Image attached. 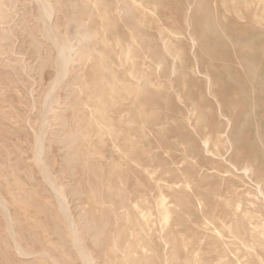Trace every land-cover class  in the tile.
<instances>
[{"label":"rangeland","instance_id":"374dc122","mask_svg":"<svg viewBox=\"0 0 264 264\" xmlns=\"http://www.w3.org/2000/svg\"><path fill=\"white\" fill-rule=\"evenodd\" d=\"M41 1L0 0V198L8 204L18 243L36 254L46 252L32 264H85L82 250L94 264H264V0H136L137 8L147 11L144 24L131 0H121L125 5L119 0H44L54 11L51 24L41 16ZM61 44L77 46L66 72L59 67ZM98 77L115 90L106 85L108 91L100 90ZM51 182L66 197L67 213ZM153 183L157 191L151 190ZM193 183L197 193L191 190L195 185L188 188ZM160 194L167 203L166 220L157 204ZM197 199H212L213 205L202 201L199 206ZM219 200L226 208H216ZM189 215L196 217L197 225L191 221L198 228L190 225ZM239 221L245 228L235 226ZM208 223L209 231L217 228L221 237L203 232ZM192 225L197 234L203 230L200 236ZM232 225L239 230L230 231ZM172 229L185 231V238L179 236L185 247ZM21 260L0 208V264L28 262Z\"/></svg>","mask_w":264,"mask_h":264},{"label":"bare ground","instance_id":"6f19581e","mask_svg":"<svg viewBox=\"0 0 264 264\" xmlns=\"http://www.w3.org/2000/svg\"><path fill=\"white\" fill-rule=\"evenodd\" d=\"M45 1L47 2V0H45ZM45 1H44V0L41 1V8H40V9H41V16H42V18H43V17L46 18L47 21H48V20L50 21V20L53 18V16H54V11H53L52 8L50 7V4L48 5ZM76 1H77V0H76ZM87 1H88V0H87ZM89 1H90V0H89ZM92 1H93V0H92ZM96 1H97V0H95L94 2H96ZM115 1H116V0H115ZM117 1H118V0H117ZM120 1H121V0H119V4H122V3L124 2V1H121V3H120ZM125 1H127V0H125ZM128 1H129V0H128ZM236 1H237V0H236ZM52 2H54V1H52ZM83 2H84V1H83ZM94 2H93V3H94ZM225 2H226V1H224V3H225ZM48 3H49V2H48ZM54 3H55V2H54ZM85 3H86V0H85ZM90 3H91V2H90ZM129 3L132 4V6H133V7L135 8V10L137 11V13L139 12V15H138V21H139V22H143V24H144V21H145V14H146V12H147L146 9L144 8V6H143V7H139V6H138V8H137V1H136V0H131ZM117 4H118V3H117ZM123 4L125 5V2H124ZM38 5H39V4H38ZM81 5H83V4H81ZM87 5H89V4H87ZM91 5H92V4H91ZM128 5H129V4H128ZM139 5H140V4H139ZM84 6H86V5H84ZM93 6L96 7V5H93ZM120 6H121V8H123V5H120ZM132 6H131V7H132ZM222 6H223V4H222ZM55 7H56V6H55ZM90 7L92 8V6H90ZM117 7H118V6H117ZM117 7H116V8H117ZM93 8H94V7H93ZM124 8H125V7H124ZM95 9H97V8H94V10H95ZM118 9H119V8H118ZM131 9H132V8H131ZM238 9H239V8H238ZM92 10H93V9H92ZM97 10H98V9H97ZM97 10H96V11H97ZM124 10H125V9H124ZM149 10H150V9H149ZM230 10H231V9H230ZM122 11H123V10H122ZM151 11H152V9H151ZM156 11H158V9H157ZM232 11H233V10H232ZM92 12H93V11H92ZM92 12H91V16H92ZM123 12H126V11H123ZM123 12H122V13H123ZM131 12H133V14H134V11H133V10H131ZM148 12H149V11H148ZM120 13H121V12H120ZM122 13H121V14H122ZM126 13H127V12H126ZM155 13H156V12H155ZM227 13H228V12H227ZM133 14H132V15H133ZM156 14H157V13H156ZM122 15H123V14H122ZM157 15H158V14H157ZM158 16H159V15H158ZM160 16H161V15H160ZM235 16H236V15H235ZM57 17H59V16H57ZM57 17H55V18H57ZM134 17H135V16H134ZM238 17H240V16H238ZM149 18H150V16H149ZM152 18H153V17H152ZM168 18H169V17H168ZM157 19H158V17H157ZM151 20H152V19H151ZM151 20H149V21H151ZM56 21H57V19H56ZM169 21H170V19H169ZM261 22H262V21H261ZM53 23H54V21H53ZM55 23H56V22H55ZM55 23H54V24H55ZM135 23H136V22H135ZM135 23H134V24H135ZM160 23H161V22H160ZM46 24H47V23H46ZM50 24H51V21H50ZM136 24H137V23H136ZM136 24H135V26H137ZM138 24H140V23H138ZM147 24H148V23H147ZM149 24H150V23H149ZM151 24H152V22H151ZM163 24H164V23H163ZM57 25H58V24H57ZM141 25H142V24H141ZM154 25H155V24H154ZM159 25H160V24H159ZM168 25H169V24H168ZM138 26H139V25H138ZM150 26H151V25H150ZM169 26H170V25H169ZM45 27H46V26H45ZM144 27H145V26H144ZM147 27H148V26H147ZM140 28H141V27H140ZM167 29H168V28H167ZM56 30H57V29H56ZM168 30H169V29H168ZM171 31H174V28H173V30H171ZM166 33H167V32H166ZM178 33H179V32H178ZM133 34H134V33H133ZM50 35H51V34H50ZM50 35H49V36H50ZM104 35H105V34H104ZM175 35H176V34H175ZM179 35H180V34H179ZM124 36H125V35H124ZM176 36H177V35H176ZM176 36H174V37H176ZM180 36H181V35H180ZM126 37H127V36H126ZM166 37H167V36H166ZM53 38H54V37H53ZM121 38H122V37H121ZM135 38H136V37H135ZM176 38H177V37H176ZM179 38H180V37H179ZM122 40H123V38H122ZM170 40H171V39H170ZM118 41H119V39H118ZM123 41H124V40H123ZM123 41H122V43H123ZM192 41H193V39H192ZM125 42H127V41H125ZM57 43H58V42H57ZM115 43H116V41L114 42L113 45H115ZM122 43H120V44H122ZM65 44H67V41H66ZM72 44H73V43H72ZM88 44H89V43H88ZM120 44H118V45H120ZM163 44H164V43H163ZM0 45H1V44H0ZM67 45H68V44H67ZM123 45H124V43H123ZM69 46H70V45H69ZM82 46H83V45H82ZM127 46H128V45H127ZM168 46H169V49H171V48H173L174 44L171 42L170 44H168ZM52 47H54V46H52ZM76 47H77L76 45H73V46H70V47H66V46H64L63 44L58 45V50H57V52L59 53V56H60V59H61V64H60V63H59V64L62 66V67H61V66H59V67H60V68H63V72H66V70L68 69V65L72 62V60H73V55H74V52H75ZM119 47H120V46H119ZM164 47H166V46H164ZM194 47H195V46H194ZM122 48H123V47H122ZM126 48H128V47H126ZM126 48H125V49H126ZM125 49H124V50H125ZM166 49H167V47H166ZM40 50H42V49H40ZM135 50H136V49H135ZM129 51H131V50H129ZM126 52H127V51H126ZM126 52H125V53H126ZM133 55H134V53H133ZM59 56H58V57H59ZM94 56H95V55H94ZM122 56H123V55H122ZM177 56H178V57H181L180 54H177ZM183 56H184V55H183ZM97 57H99V56H97ZM97 57H96V58H97ZM133 57H134V56H133ZM169 57H170V56H169ZM87 58H89V57H87ZM87 58H86V59H87ZM99 58H100V57H99ZM137 58H138V57H137ZM90 59H94V58H90ZM100 59H102V58H100ZM122 59H123V58H122ZM144 59H145V58H144ZM120 60H121V59H120ZM133 60H134V59H133ZM57 61H58V60H57ZM91 61H92V60H91ZM142 61H143V60H142ZM89 62H90V61H89ZM136 62H137V61H136ZM140 62H141V61H140ZM91 63H92V62H91ZM91 63H90V64H91ZM149 63H150V62H149ZM92 64L94 65V63H92ZM120 64H121V63H120ZM125 64H126V63H125ZM183 64H184V63H183ZM86 65H87V63H86ZM93 65H89V66H93ZM101 65H102V62H101ZM186 65H187V63H186ZM87 66H88V65H87ZM89 66H88V67H89ZM94 66H95V65H94ZM186 67H187V66H186ZM102 68H103V67H102ZM128 68H129V67H128ZM84 69H85V68H83V70H84ZM97 69H98V68H97ZM97 69H96V70H97ZM103 69H104V68H103ZM144 69H145V68H144ZM149 69H150V68H149ZM83 70H82V71H83ZM86 70H87V69H85V71H86ZM99 70H100V69H99ZM118 70H119V69H118ZM135 70L138 72L137 69H135ZM88 71L90 72V70H88ZM94 71H95V69H94ZM94 71H93V72H94ZM104 71H105V70H104ZM132 71H133V69H132ZM136 71H135V72H136ZM60 72H61V71H60ZM100 72H101V75L104 74V73H102L101 70H100ZM106 72L108 73L107 70H106ZM106 72H105V74H106ZM190 72H191V71H190ZM84 73H85V72H84ZM87 73H88V72H87ZM109 73H110V72H109ZM178 73H179V72H178ZM191 73H192V72H191ZM59 74H60V73H59ZM90 74H91V72H90ZM98 74H100V73H98ZM105 74H104V75H105ZM138 74H139V73H138ZM81 75H82V74H81ZM81 75H79L80 78H81ZM83 75H84V74H83ZM86 75H87V74H86ZM109 75L112 76L111 73H110ZM115 75H117V74H115ZM115 75H113V76L115 77ZM152 75H153V74H152ZM208 75H209V74H208ZM208 75H206V76H208ZM88 76H89V75H88ZM105 76H107V75H105ZM110 76H108V77H110ZM113 76H112V77H113ZM138 76H139V75H138ZM178 76H179V75H178ZM60 77H61V75H60ZM62 77H63V76H62ZM84 77H85V76H84ZM100 77H101V76H100ZM112 77H110V78H112ZM114 77H113V78H114ZM116 77H117V76H116ZM130 77H131V76H130ZM133 77H134V76H133ZM135 77H136V73H135ZM154 77H156V74L154 75ZM192 77H193V76L191 75V78H192ZM76 78H77V77H76ZM80 78H79V79H80ZM87 78L89 79V77H87ZM101 78H102V77H101ZM105 78H107V77H105ZM113 78H112V79H113ZM140 78H141V76H140ZM194 78H195V76H194ZM61 79H62V78H61ZM90 79H91V77H90ZM99 79H100V78L98 77V80H99ZM107 79H109V78H107ZM107 79H105V80H107ZM115 79H116V78H115ZM136 79H137V77H136ZM141 79L144 81V78H141ZM153 79H154V78H152V80H153ZM189 79H190V78H189ZM189 79H188V80H189ZM80 80H81V79H80ZM80 80H79V81H80ZM96 80H97V79H96ZM96 80H95V82L97 83L98 80H97V81H96ZM142 80L139 79V81H141V82H142ZM146 80H147V79H146ZM150 80H151V79H149L148 83H151ZM89 81H90V80H89ZM89 81H88V82H89ZM100 81H101V79H100ZM102 81H104V78L102 79ZM102 81H101V83H102ZM110 81H111V83H114V82H112V80H110V79L108 80L107 83H110ZM190 81H191V80H190ZM190 81H189V83H190ZM61 82H62V81H60V83H61ZM90 82H91V81H90ZM105 82H106V81H105ZM141 82H140V83H141ZM145 82H146V81H145ZM152 82H153V81H152ZM155 82H156V81H155ZM155 82H154V83H155ZM185 82L188 83V81H185ZM191 83H192V82H191ZM191 83H190V84H191ZM196 83H197V82H196ZM196 83H195V84H196ZM61 84H62V83H61ZM78 84H79V83H77L76 86H78ZM91 84H92V83H91ZM98 84L100 85V82H99ZM102 84H103V83H102ZM115 84H116V83H115ZM162 84H163V83H162ZM193 84H194V82H193ZM86 85H87V84H86ZM105 85H106L105 83L103 84V86L101 85V86L104 87L105 89H104V88H101V87H99V86H98V88H99L100 90L103 89L104 91H106L107 88L105 87ZM113 85H114V84H113ZM113 85H112V84H111V85L108 84V85H106V86H108V87L111 86V87H110V90L112 91V89L115 90V89L113 88V87H114ZM150 85H151V87H152V86H153V83H151ZM184 85H185V84H184ZM56 87H57V85H56ZM81 87H82V86H81ZM88 87H89V86H88ZM90 87H91V86H90ZM153 87H154V86H153ZM153 87H152V88H153ZM98 88H95V89H98ZM111 88H112V89H111ZM156 88H157V87H156ZM163 88H164V87H163ZM184 88H185V87H184ZM93 89H94V88H93ZM99 89H98V90H99ZM158 89H159V88H158ZM164 89H165V88H164ZM88 90H89V89H88ZM90 90H92V89H90ZM108 90H109V89H107V91H108ZM165 90H166V89H165ZM76 91H77V90H76ZM93 91H94V90H92V92H93ZM127 91H128V90H127ZM155 91H156V90H155ZM183 91H184V90H183ZM86 92H87V91H86ZM90 92H91V91H90ZM96 92H98V91H96ZM100 92H101V91H100ZM185 92H186V89H185ZM52 93H53V92H52ZM54 93H55V92H54ZM108 93H109V92H108ZM113 93L115 94V92H113ZM165 93H166V92H165ZM94 94H95V93H94ZM102 94H103V93H102ZM104 94L107 95L106 92H104ZM104 94H103V96H104ZM120 94H121V93H120ZM161 94H162V93H161ZM76 95L78 96V92H77ZM95 95H96V94H95ZM95 95H94V96H95ZM97 95H98V93H97ZM108 95H109V94H108ZM124 95H125V94H124ZM98 96H99V95H98ZM114 96H115V95H114ZM125 96H126V95H125ZM125 96H123V97H124L123 99L126 98ZM90 97H91V96H90ZM92 97H93V95H92ZM104 97H105V96H104ZM99 98H100V96H99ZM116 98H117V97H116ZM120 98H121V96H120ZM107 99H108V98H107ZM107 99H106V100H107ZM102 100L104 101L105 99L102 98L100 101L102 102ZM126 100H127V99H126ZM126 100H125V101H126ZM98 101H99V99H98ZM104 102H105V101H104ZM102 103H103V102H102ZM124 103H125V102H124ZM105 104H106V102H105L104 104H102V105L105 106V107L107 108V106H106ZM122 105H124V104H122ZM191 105H192V104H191ZM89 106H90V105H89ZM115 106H116V105H115ZM116 107H119V105L116 106ZM120 107H121V106H120ZM108 108H109V106H108ZM108 108H107V109H108ZM124 108H125V107H124ZM118 109L120 110V108H118ZM193 109H194V108H193ZM108 110H109V109H108ZM116 110H117V108H116ZM116 110H115V111H116ZM92 112H93V111H92ZM95 112H96V111H95ZM112 112H114V111L112 110ZM47 113H48V112H47ZM47 113H45V114H47ZM68 113H69V112H68ZM93 113H94V112H93ZM109 113H110V111H109ZM113 114H114V113H113ZM191 114H192V113H191ZM47 115H48V114H47ZM65 115H66V114H65ZM114 115L116 116V113H115ZM192 115H193V114H192ZM119 116H120V115H119ZM126 116H127V115H126ZM126 116H125V118H126ZM52 117H54V116H52ZM196 117H197V115H196ZM45 118H46V117H45ZM70 118H71V117H69V119H70ZM116 118H117V117H116ZM197 118H198V117H197ZM54 119H55V117H54ZM54 119H53V120H54ZM93 119H95V118H93ZM198 119H199V118H198ZM45 120H46V119H45ZM50 120H51V119H50ZM50 120H49V121H50ZM63 120H64V119H63ZM102 120H103V119H102ZM105 120H106V118H105ZM120 120H121V119H120ZM199 120H200V119H199ZM225 120H226V119H225ZM43 121H44V120H43ZM65 121H66V119H65ZM197 121H198V120H197ZM106 122H107V120H106ZM121 122H122V121H121ZM129 122H130V121H129ZM129 122H128V124H132V123H133V122H131V123H129ZM0 123H1V122H0ZM47 123H48V121H44V124H43V125H46ZM65 123H68V122H65ZM98 123H99V122H98ZM124 123L127 124V122H124ZM195 123H197V122H195ZM198 123H199V121H198ZM205 123H206V122H205ZM1 124H2V123H1ZM69 124L71 125L70 122H69ZM73 124H74V123H73ZM113 124H114V123H113ZM117 124H118V123H117ZM199 124H200V123H199ZM199 124H198V125H199ZM6 125H7V124H6ZM74 125H75V124H74ZM90 125H91V124H90ZM92 125H93V124H92ZM94 125H95V124H94ZM94 125H93V128H94ZM100 125H101V124H100ZM108 125H109V124H108ZM41 126H42V125H41ZM67 126H69V125H67ZM81 126H82V125H81ZM87 126H88V125H87ZM97 126H98V125H97ZM102 126H103V125H102ZM102 126H101V127H102ZM111 126H113V125H111ZM130 126H133V124L130 125ZM142 126H143V125H142ZM7 127H9V125H8ZM11 127H12V126H11ZM73 127H74V126H72V128H73ZM77 127H78V125H77ZM128 127H129V125H128ZM134 127H135V126H134ZM202 127H203V126H202ZM44 128H46V127H44ZM47 128H48V127H47ZM67 128H68V127H67ZM67 128H66V129H67ZM72 128H71V129H72ZM81 128H82V127H81ZM81 128H80V130H81ZM89 128H90V127H88V129H89ZM145 128H146V126H145ZM195 128H197V127H195ZM199 128H200V127H199ZM40 129H43V128H40ZM94 129H95V128H94ZM110 129L112 130V128H110ZM135 129H136V128H135ZM72 130H73V129H72ZM83 130H84V126H83ZM86 130H87V129H86ZM91 130H92V129H91ZM100 130H101V129H100ZM104 130H105V129H104ZM106 130H107V128H106ZM124 130H125V129H124ZM128 130H129V129H128ZM131 130H133V129H131ZM146 130H147V128H146ZM157 130H158V129H157ZM66 131H67V130H65L64 133H66ZM92 131H94V130H92ZM102 131H103V130H102ZM108 131H109V130H108ZM142 131H143V130H142ZM61 132H62V131H61ZM68 132L70 133L71 130H70V131H67V133H68ZM72 132H74V131H72ZM105 132H107V131H105ZM109 132H110V131H109ZM109 132H108V134H109ZM113 132H114V131H113ZM76 133H78V131H77ZM132 133H133V135L136 134V133L134 134V132L131 131V134H132ZM155 133H156V132H155ZM62 134H63V133H62ZM74 134H75V133H74ZM80 134H81V133H80ZM100 134H101V133H100ZM160 134H162V133H160ZM160 134H159V136H161ZM39 135H40V134H39ZM63 135H64V134H63ZM96 135H97V134H96ZM98 135H99V134H98ZM156 135H157V133H156ZM65 136H67V135H65ZM69 136H70V135H69ZM71 136H72V135H71ZM94 136H95V135H94ZM139 136H140V135H139ZM159 136H158V137H159ZM57 137H58V136H57ZM74 137H75V136H74ZM109 137H110V134H109ZM76 138H77V137H76ZM93 138H94V137H93ZM138 138H140V137H138ZM159 138H160V137H159ZM164 138H165V137H164ZM164 138H163L162 140H164ZM38 139H39V137H38ZM59 139H61V141H62V137L59 138ZM140 139H142V138H140ZM36 140H37V139H36ZM36 140H35V142H36ZM73 140H75V139L73 138ZM11 141H12V140H11ZM77 141H78V139H77ZM77 141H76V143L79 142V141H78V142H77ZM115 141H119L118 138H117V140H115ZM215 141H216V140H215ZM163 142H164V141H163ZM217 142H218V137H217ZM219 142H220V141H219ZM36 143H38V141H37ZM79 143H80V142H79ZM79 143H78V144H79ZM205 143H206V141H205ZM89 144H90V143H89ZM114 144H115V143H114ZM120 144H121V143H120ZM207 144H208V143H207ZM215 144H216V143H215ZM218 145H219V144H218ZM218 145H214V146H217V147H218ZM34 146H35V144H34ZM80 146L82 147L81 144L79 145V147H78V146H77V147L80 148ZM90 146H91V145H90ZM118 146H119V145H118ZM74 147H75V146H74ZM74 147H73V149H74ZM36 148H37V147H36ZM87 148H88V147H87ZM129 148H130V147H129ZM229 148H230V147H229ZM33 149H34V148H33ZM76 149H77V148H76ZM85 149H86V148H85ZM210 149H211V148H210ZM213 149H214V148H213ZM38 150H39V152H37ZM38 150L36 151V154H37V156H36V160L40 163V162H42V160H41L42 158H41V157H42V150H43V145H42L41 140H40V143H39V148H38ZM65 150H66V149H65ZM79 150H83V149H79ZM218 150H219V148H218ZM220 150H221V149H220ZM46 151H47V149H46ZM71 151H72V150H71ZM73 151L76 152L75 150H73ZM77 151H78V150H77ZM121 151H122V150H121ZM128 151H129V150H128ZM132 151H133V150H132ZM34 152H35V151H34ZM80 152H81V151H80ZM135 152H136V151H135ZM135 152H134L133 154H135ZM218 152H219V151H218ZM78 153H79V152H78ZM78 153L76 152V154H78ZM166 153H167V152H166ZM215 153H217V152L214 151V154H215ZM15 154H16V153H15ZM71 154H72V155H71ZM71 154H69V155H70V156L75 155V153L73 154L72 152H71ZM81 154H82V152H81ZM209 154H210V153H209ZM206 155H207V154H206ZM217 155H218V154H217ZM25 156H26V155H25ZM83 156H84V155H83ZM83 156H82V158H83V159L86 158L85 160L87 161V157L84 158ZM86 156H87V155H86ZM129 156H130V155H129ZM26 157H27V156H26ZM32 157H33V156H32ZM80 157H81V156L79 155V158H80ZM20 158H21V157H20ZM73 158H74V157H73ZM79 158H78V159H79ZM82 158H81V160H82ZM88 158H89V157H88ZM126 158H128V157H126ZM129 158H130V157H129ZM32 159H34V158H32ZM65 159H66V158H65ZM67 159L70 160V159H72V158H71V157L69 158V156H68ZM78 159H77V160H78ZM90 159H91V158H90ZM130 159H131V158H130ZM1 160H2V159H1ZM26 160H27V159H26ZM79 160H80V159H79ZM88 160H89V159H88ZM132 160H134V159H132ZM138 160H139V159H138ZM223 160H224V159H223ZM83 161H84V160H83ZM83 161H80V162L82 163ZM86 161L83 162V164L86 163ZM121 161H122V160H121ZM135 161H136V159H135ZM119 162H120V161H119ZM125 162H126V161H125ZM129 162H130V161H128L127 164H128ZM131 162H132V161H131ZM137 162L139 163L140 161H137ZM145 162H146V161H145ZM145 162H144V163H145ZM147 162H150V161H147ZM120 163H121V162H120ZM140 163H141V162H140ZM73 164H74V163H73ZM79 164H80V163H79ZM79 164H78V166H80ZM146 164H147V163H146ZM1 165H2V163H1ZM75 165H76V164H75ZM81 165H82V164H81ZM125 165H126V164H125ZM128 165H129V164H128ZM147 165L150 166V164H147ZM42 166H43V165H42ZM76 166H77V165H76ZM145 166H146V165H145ZM145 166H144L143 168H145ZM129 167H130V166H129ZM134 168H135V167H134ZM138 168H139V167H138ZM138 168H136V170H134V171H138V170H139ZM146 168H148V166H147ZM149 168H151V167H149ZM149 168H148V169H149ZM132 169H133V168H132ZM132 169L130 168L129 170H132ZM137 169H138V170H137ZM141 169H142V168H141ZM151 169H152V168H151ZM157 169H158V168H157ZM0 170H1V169H0ZM18 170H19V169H18ZM18 170H17V171H18ZM42 170H43V169H42ZM152 170L155 171V169H152ZM120 171H121V170H120ZM139 171H140V170H139ZM141 171H142V170H141ZM150 171H151V170H150ZM6 172H8V170H7ZM144 172H145V170L143 171V174H144ZM151 172H152V171H151ZM155 172H156V171H155ZM158 172H159V171H158ZM17 173H18V172H17ZM19 173H20V172H19ZM22 173H23V172H22ZM136 173H137V172H136ZM138 173H139V172H138ZM145 173H146V172H145ZM148 173H149V171H148ZM148 173H146V174H148ZM245 173H247L246 170H245ZM12 174H13V173H12ZM139 174H140V173H139ZM139 174H137V175H139ZM143 174L141 173L140 176L143 177V176H142ZM150 174H151V173H150ZM8 175L11 176L10 174H8ZM21 175H22V174H21ZM21 175H20V176L17 175V176H18V179L21 178ZM46 175H47V174H46ZM114 175H115V174H114ZM148 175H149V174H148ZM155 175H156V174H155ZM6 176H7V175H6ZM11 177H12V179L14 178L13 175H12ZM114 177H115V176H114ZM144 177H146V175H144ZM148 177H149V176H148ZM106 178H107V177H106ZM153 178H154V177H153ZM153 178H152V179H153ZM197 178H198V177H197ZM15 179H16V178H15ZM111 179H112V178H111ZM114 179H115V178H114ZM145 179H146V178H145ZM166 179H167V178H166ZM10 180H11V179H10ZM146 180L148 181L149 179H146ZM153 181H154V179H153ZM160 181H161V180H160ZM5 182H6V181H5ZM106 182H107V180H106ZM148 182H149V181H148ZM151 182H152V181H151ZM156 182H157V181H156ZM182 182H183V181H182ZM199 182H200V181H199ZM10 183H13V182L11 181ZM118 183H119V182H118ZM154 183H155V182H154ZM154 183H153V184H154ZM176 183H178V182H176ZM160 184H161V182H160ZM180 184H181V183H180ZM180 184H178V187H179V188H180ZM189 184H190V183H189ZM197 184H198V183H197ZM12 185H14V184H12ZM51 185H52L53 189L57 192L58 202H59V206H60L61 211H63L64 213H67V212H68V209H70V208H69V204H68V201H67L66 197L61 193V189H60V187L56 186L53 182H51ZM154 185H155V184H154ZM162 185H165V184H162ZM167 185H168V184H167ZM181 185H182V184H181ZM184 185H185V184H184ZM184 185H183V186H184ZM193 185H195V186H193ZM27 186H28V185H27ZM87 186H88V185H87ZM121 186H122V185H121ZM157 186H158V185H157ZM157 186L155 185L154 189H151V190H152V191L155 190ZM176 186H177V185H176ZM183 186H181L182 189H183ZM191 186H193V188L191 189V190H193L194 187H196V184L193 183V184L190 185V187H188V188L190 189ZM212 186H213V185H212ZM10 187H11V186H10ZM166 187H167V186H165V188H166ZM168 187H170V186H168ZM168 187H167V189H168ZM200 187H202V186H200ZM11 188H12V187H11ZM165 188H164V189H165ZM185 188H187V185H186ZM185 188H184V190H185ZM210 188H211V187H210ZM258 188H259V187H258ZM105 189H106V188H105ZM162 189H163V187H162ZM162 189H161V190H162ZM195 189H196V188H195ZM206 189H207V188H206ZM118 190H119V189H118ZM157 190H158V189H156V191H157ZM159 190H160V189H159ZM171 190H172V189H171ZM200 190H201V188H200ZM259 190H260V189H259ZM124 191H125V190H124ZM156 191H155V192H156ZM162 191H163V190H162ZM180 191H181V190H180ZM186 191H187V189H186ZM188 191H189V190H188ZM193 191H194V190H193ZM195 191H196V190H195ZM195 191H194V193H195ZM198 191H199V190H198ZM207 191H209V189H208ZM22 192H23V191H22ZM90 192H92V191H90ZM104 192H105V191H104ZM118 192H119V191H118ZM199 192H200V191H199ZM201 192H202V193L205 192L204 189H203V187H202V191H201ZM209 192H211V191H209ZM7 193H8V192H7ZM156 193H157V192H156ZM159 193H160V192H159ZM159 193H158V194H159ZM196 193H197V191H196ZM207 193H208V192H207ZM230 193H231V191H230ZM260 193H261V192H260ZM158 194H156V195L158 196ZM162 194H163V193H162ZM162 194H160V196H161ZM165 194H166V193H164L163 195H165ZM237 194H241V193H237ZM258 194H259V193H258ZM262 194H263V193H262ZM205 195H206V194H205ZM231 195H232V194H231ZM221 196H222V195H221ZM227 196H228V195H227ZM229 196H230V195H229ZM246 196H247V195H246ZM261 196H262V195H261ZM15 197H16V196H15ZM17 197L19 198L20 196H17ZM158 197H159V196H158ZM158 197H156V198H158ZM165 197H166V196H165ZM168 197H169V196H168ZM197 198H201V199H202V197H200V196L197 197ZM206 198H207V197H206ZM209 198H210V197H209ZM209 198H207V199L209 200ZM240 198H241V197H240ZM166 199H167V198H166ZM213 199H214V198H213ZM77 200H78V199H77ZM100 200H101V199H100ZM197 200H198V199H197ZM199 200H200V199H199ZM199 200H198V201H199ZM208 200H206V202L209 203V202H211L212 199H210V201H208ZM244 200H245V199H244ZM23 201H25V200L23 199ZM169 201H170V199H169ZM198 201H197V202H198ZM202 201L205 202V200H201V201H199V204H198L199 206L201 205L200 202H202ZM250 201H252V199H251ZM257 201H258V200H257ZM135 202H136V201H135ZM135 202H132V205H133V203H135ZM148 202H149V201H148ZM167 202H168V201H167ZM206 202H205V203H206ZM216 202H217V203L219 202L218 205L221 204V203H220V200H219V201H216ZM231 202H232V201H231ZM158 203H160V206H162V207L165 209V213H163V214H165V215L162 216V213H160V212H162V209L160 210V212L158 211V209L160 208V206L157 207V208H158L157 211H158V212L161 214V216L165 219V216H168V211H167L168 208L166 207V204H167V203L165 204V199H164V197L161 196V200H160V202H157V204H158ZM170 203L172 204V202H170ZM236 203H237V201H236ZM242 203H243V202H242ZM246 203H247V202H246ZM255 203H257V202H255ZM28 204H29V203H28ZM149 204H150V203H149ZM209 204H212V203H209ZM249 204H250V203H249ZM7 205H8V204L6 203V201L3 200L2 198H0V208H1L4 212H6V214H7V219H8V231H9V233H10V235H11V238H12V241H13V247H14V249H15V252H16V254L19 256V258H21L23 261H25V260L28 261L27 264H32V263L35 262V259H36L37 257L42 256V255L45 254L46 252H42V255H41L40 253L36 254L37 252H33V250L31 251L30 249H26V248L22 247V245H20V244L18 243L19 240L17 239V235H16L15 227H14V225H15L14 223H15V222H14V219H13V217H12V215H11L10 209H9V207H8ZM25 205H26V204H25ZM137 205H138V202H137ZM139 205H140V203H139ZM147 205H148V203H147ZM172 205H173V204H172ZM175 205H176V204H175ZM202 205H203V203H202ZM212 205H213V204H212ZM218 205H217V206H218ZM83 206H84V205H83ZM148 206H149V205H148ZM157 206H158V205H157ZM177 206H178V205H177ZM205 206H207V204H205L204 207H205ZM221 206H223V205L221 204ZM221 206L219 205V207H216V208H218V209H220V208H221V209L226 208V207H221ZM224 206H225V205H224ZM230 206H231V205H230ZM235 206H236V205H235ZM242 206H244V203L241 205V207H242ZM141 207H142V206H141ZM162 207H161V208H162ZM178 207H179V206H178ZM202 207H203V206H202ZM202 207H201V208H202ZM239 207H240V206H239ZM246 207H248V206H246ZM255 207H256V204H255ZM133 208H134V206H133ZM136 208H137V207H136ZM136 208H134V209H136ZM171 208L173 209L174 207L171 206ZM171 208H169V209H171ZM229 208H230V207H229ZM229 208H228V209H229ZM231 208H232V207H231ZM27 209H28V208H27ZM57 209H59V207H58ZM86 209H87V207H86ZM202 209H203V208H202ZM211 209H212V207H211ZM233 209H234V208H232V210H233ZM250 209H252V208H250ZM39 210H40V209H39ZM102 210H103V209H102ZM140 210H144V209H141V208H140V209L137 210V212L140 211ZM174 210H175V208H174ZM174 210H172V211L170 212V215H171V216H172V215L175 216L174 213H176V212H174ZM200 210H201V209H200ZM208 210H209V209H208ZM216 210H217V209H216ZM216 210H214V211H216ZM226 210H227V209H226ZM232 210H231V211H232ZM242 210H243V208H242ZM80 211H81V210H80ZM149 211H150V210H149ZM169 211H170V210H169ZM175 211H176V210H175ZM178 211H179V210H178ZM202 211H203V210H202ZM204 211H205V209H204ZM206 211H207V210H206ZM211 211L213 212V210H211ZM211 211H210V212H211ZM228 211H229V210H228ZM228 211H225V212L228 213ZM246 211H247V209H246ZM250 211H251V210H250ZM126 212H127V211H126ZM140 212H143V211H140ZM172 212H173V214H171ZM182 212H183V211H182ZM102 213H103V212H102ZM138 213H139V212H138ZM147 213H148V212H147ZM222 213H224V212H221V217H222ZM226 213H225V215H224V218H225V216L227 217V214H226ZM140 214H141V213H140ZM145 214H146V213H145ZM187 214H189V213H187ZM213 214H214V213H213ZM229 214H230V213H228V215H229ZM231 214H233V215H232V217H233L234 214H235V213H234V210H233V213H231ZM240 214H241V213H240ZM252 214H253V213H252ZM147 215H148V214H147ZM150 215H151V214H150ZM190 215H191V214H190ZM190 215L188 216V217H189L188 220L190 219L189 222H190L191 220H193V221L195 220V221H194V224L197 223L198 221H197L196 217L193 215V216L195 217V219H193L194 217L191 218ZM210 215H211V213H210ZM236 215H238V217H239V213L236 214ZM71 216H72V215H71ZM71 216H70V217H71ZM123 216H124V215H123ZM145 216H146V215H145ZM218 216H219V215H218ZM241 216H243V215H241ZM241 216H240L239 218H241ZM105 217H106V216H105ZM140 217H141V216H140ZM221 217H220V218H221ZM230 217H231V215H230ZM86 218H87V217H86ZM109 218H110V217H109ZM158 218H159V217H158ZM163 218H162V219L160 218L161 221H165V220H166V219L164 220ZM224 218H222L221 220H226V219H224ZM235 218H236V217L234 216V219H235ZM172 219H173V218H172ZM241 219L243 220L244 217L241 218ZM126 220H127V219H126ZM144 220H145V219H144ZM167 220H168V219H167ZM209 220H210V219H209ZM227 220H228V218H227ZM232 220H233L232 218H231V220L229 219L228 222L226 221V222H227L226 224H228V223L230 224V221H232ZM236 220H237V219H235L234 221H236ZM239 220H240V219H239ZM104 221H106V220L104 219ZM201 221H202V220H201ZM234 221L231 222V223H233V225L235 224ZM240 221H241V220H240ZM240 221H239L238 223H240ZM244 221L248 223L247 220H244ZM167 222H168V221H167ZM207 222H208V221H207ZM213 222H214V221H213ZM222 222H223V221H222ZM245 222H244V224L246 225ZM94 223H95V222H94ZM100 223H101V222H100ZM148 223H149V221H148ZM161 223H162V222H161ZM191 223H192V221L190 222V225H191ZM205 223H206V222H205ZM209 223H211V221H210ZM209 223L206 224V225L208 226V228H205V229H204V226H205V224H204V226H202L204 231H203L202 229H201V230H202L203 232H205V233H208V232H212V233H214V232H218V231H216L217 228H216L215 230L212 229V231H209L210 228H212L211 226H209V225H211V224H209ZM241 223H242V224H241ZM241 223H240V225L238 224L239 226H238L237 223H236L235 226H237V227L242 226V227L245 228V225L243 224V222H241ZM74 224H76V223H74ZM131 224H132V223H131ZM150 224H151V223H150ZM163 224L165 225V222H163ZM170 224H172V223H169V225H170ZM192 224H193V223H192ZM194 224H193V225H194ZM199 224H201V223L199 222ZM199 224H198V226H199ZM40 225H41V224H40ZM104 225H105V224H104ZM154 225H155V224H154ZM193 225H192V227H193ZM195 225H197V224H195ZM195 225H194V226H195ZM201 225H202V224H201ZM233 225H232L233 230H230V231H234V229H235V231H236V230H239V229H236V227L233 226ZM251 225H252V223H251ZM58 226H59V225H58ZM58 226H57V227H58ZM72 226H73V225H72ZM141 226H142V225H141ZM38 227H40V226H38ZM139 227H140V225H139ZM154 227H155V226H154ZM190 227H191V226H190ZM192 227H191V228H192ZM200 227H201V226H200ZM202 227H201V228H202ZM229 227H231V226H229ZM232 227H231V228H232ZM234 227H235V228H234ZM247 227H248V229H249V224H247ZM166 228H167V227H166ZM168 228H170V227H168ZM196 228H198V227L195 226V229H196ZM224 228H225V227H224ZM76 229L78 230V228H76ZM102 229H103V228H102ZM148 229H149V227H148ZM154 229H155V228H153V230H154ZM182 229L185 230V228H182ZM182 229H180V230H182ZM193 229H194V227H193ZM195 229H194V230H195ZM229 229H230V228H229ZM246 229H247V228H246ZM248 229H247V230H248ZM250 229H252V227H251ZM140 230H142V229H140ZM161 230H162V229H161ZM164 230H165V227H164ZM201 230H199V232H202ZM6 231H7V230H6ZM151 231H152V230H151ZM166 231H167V229H166L164 232H166ZM172 231H173V234H177V235H178L177 237H179L180 235H183V236H184L183 233H185V231H184L182 234H181V233H177V232L175 233L173 229H172ZM186 231H187V229H186ZM179 232H181V231H179ZM187 232H188V231H187ZM187 232H186V233H187ZM195 232H196V230L194 231V233H195ZM199 232H198V234H197V233H195V234H196L197 236H198V235L200 236V233H199ZM246 232H250V231H246ZM144 233H145V232H144ZM150 233H151V232H150ZM166 233H167V232H166ZM170 233H171V232H170ZM170 233H169V234H170ZM189 233H190V232H189ZM219 233H220V232H218V234L215 233V235L217 234V236L221 237V236H220L221 234H219ZM2 234H5V233H2ZM171 234H172V233H171ZM190 234H193V233L191 232ZM247 234H249V233H247ZM247 234H246V235H247ZM145 235H146V234H145ZM246 235L244 236V238L246 237ZM258 235H259V234H258ZM2 236H3V235H2ZM23 236H24V235H23ZM33 236H34V235H33ZM139 236H140V235H139ZM139 236H138V237H139ZM169 236H170V235H169ZM183 236H182V237H183ZM194 236H195V235H194ZM131 237H133V236H131ZM171 237H173V235H172ZM190 237H191V236H190ZM203 237H204V236H203ZM205 237H208V236L205 234ZM247 237H249V235H248ZM257 237H259V236H257ZM116 238H117V237H116ZM183 238H185V236H184ZM199 238H200V237H199ZM35 239H36V238H35ZM130 239H131V238H130ZM172 239H173V240L175 239V242H176V240H178V238H176L175 235H174V238H172ZM172 239H171V240H172ZM179 239H181V241L183 240L181 237H179ZM197 239H198V238H197ZM201 239H202V238H201ZM201 239H200V240H201ZM204 239H205V238H204ZM224 239H225V238H224ZM246 239H248V238H246ZM77 240H78V239H77ZM173 240H172V242H173ZM200 240L198 241V240H195V239H194V241H196V242L198 241V243H200V242L202 241V240H201V241H200ZM248 240L250 241V239H248ZM248 240H246V241L248 242ZM61 241H62V240H61ZM183 241L186 242L185 240H183ZM183 241H182V243H184ZM187 241H188V240H187ZM190 241H191V240H190ZM203 241H204V240H203ZM244 241H245V240H244ZM246 241H245V243H247ZM20 242H21V241H20ZM204 242H206V240H205ZM116 243H117V242H116ZM213 243H214V241H213ZM239 243H240V242H239ZM249 243H250V242H249ZM249 243L246 244V246H248ZM119 244L121 245L120 242H119ZM126 244H128V242H127ZM141 244H142V243H141ZM185 244H186V243H184V247H185ZM193 244H194V243H193ZM200 244H201V243H200ZM200 244H196V245H200ZM251 244H253V243H251ZM9 245H10V244H9ZM78 245H79V242L76 241V246H78ZM114 245H115V243H114ZM117 245H118V244H117ZM128 245H129V244H128ZM196 245H194L193 247H196ZM204 245H205V244L203 243V245H202L201 247H203ZM65 246H66V245H65ZM172 246H173V245H172ZM250 246H251V245H250ZM26 247L28 248V246H26ZM107 247H108V246H107ZM118 247H119V246H117V248H118ZM127 247H128V246H127ZM173 247H175V246H173ZM193 247H192V248H193ZM140 248H141V247H140ZM182 248H183V246H182ZM199 248H200V247H199ZM199 248H198V249H199ZM209 248H210V247H209ZM209 248H208V249H209ZM9 249H10V248H9ZM111 249H112V248H111ZM122 249H124V248H122ZM184 249H185V248H184ZM184 249H183V250H184ZM188 249H189V247H188ZM188 249H187V250H188ZM190 249H191V248H190ZM195 249H196V248L191 249V250L194 251ZM198 249H197V250H198ZM244 249H245V248H244ZM247 249H248V247H247ZM252 249H253V248H252ZM118 250H120V249L118 248ZM130 250H131V249H129L128 251H130ZM171 250H172V248H171ZM187 250H186V251H187ZM197 250H195L194 252L196 253ZM202 250H203V249H202ZM248 250H249V249H248ZM9 251H10V250H9ZM38 251H39V250H38ZM65 251H66V250H65ZM198 251H199V250H198ZM66 252H67V251H66ZM134 252H135V251H134ZM143 252H144V251H143ZM170 252H171V251H170ZM177 252H178V251H177ZM250 252H251V250H250ZM253 252H254V251H253ZM13 253H14V252H13ZM119 253H120V252H119ZM135 253H136V252H135ZM187 253H188V251H187ZM200 253H201V252H200ZM200 253L197 252V255L200 254ZM245 253H246V252H245ZM251 253H252V252H251ZM130 254H131V253H130ZM175 254H176V253H175ZM191 254H192V253H190V255H191ZM193 254H194V253H193ZM193 254H192V255H193ZM252 254H253V253H252ZM46 255H47V254H46ZM46 255H45V257H46V258H49V260H51L50 257H49V255H48V256H46ZM81 255H82L83 259H84L85 264H94L93 261H91L90 254H89L88 252L82 250ZM126 255H127V253H126ZM126 255H125V256H126ZM182 255H183V254H182ZM195 255H196V254H195ZM197 255H196V256H197ZM5 256H6V255H5ZM187 256H188V255H187ZM193 256H194V255H193ZM196 256H195V257H196ZM7 257H8V256H7ZM195 257H194V258H195ZM225 257H226V256H225ZM1 258H2V257H1ZM54 258H55V257H54ZM125 258H127V257H125ZM134 258H135V257H134ZM196 258H198V257H196ZM3 259H4V258H3ZM39 259H41V258H39ZM121 259H122V258H121ZM127 259H128V258H127ZM129 259H130V258H129ZM22 260H21V261H22ZM54 260H56V258H55ZM188 260H190V259L188 258ZM19 261H20V260H19ZM52 261H53V260H52ZM123 261H124V259H123ZM173 261H174V260H173ZM184 261H185V259H184ZM196 261H197V260H196ZM196 261H195V262H196ZM0 262H1V261H0ZM56 262H58V261H56ZM126 262H127V261H126ZM185 262L189 263L188 261H185ZM185 262H184V263H185ZM190 262H191V260H190ZM36 263L38 264V263H40V262L38 261V262H36ZM53 263H54V262H53ZM124 263H125V262H124ZM180 263H181V262H180ZM193 263H194V261H193ZM6 264H7V263H6ZM116 264H117V262H116ZM125 264H126V263H125ZM195 264H197V263H195ZM215 264H217V263H215Z\"/></svg>","mask_w":264,"mask_h":264}]
</instances>
